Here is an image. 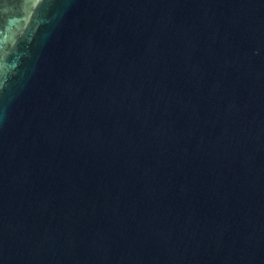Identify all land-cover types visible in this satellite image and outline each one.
I'll use <instances>...</instances> for the list:
<instances>
[{
  "label": "water",
  "instance_id": "water-1",
  "mask_svg": "<svg viewBox=\"0 0 264 264\" xmlns=\"http://www.w3.org/2000/svg\"><path fill=\"white\" fill-rule=\"evenodd\" d=\"M0 264H264V0H0Z\"/></svg>",
  "mask_w": 264,
  "mask_h": 264
}]
</instances>
